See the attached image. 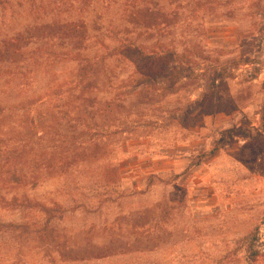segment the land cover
Wrapping results in <instances>:
<instances>
[{
  "label": "rangeland",
  "instance_id": "obj_1",
  "mask_svg": "<svg viewBox=\"0 0 264 264\" xmlns=\"http://www.w3.org/2000/svg\"><path fill=\"white\" fill-rule=\"evenodd\" d=\"M123 2L110 57L3 63L0 264H264V0Z\"/></svg>",
  "mask_w": 264,
  "mask_h": 264
},
{
  "label": "trees",
  "instance_id": "obj_2",
  "mask_svg": "<svg viewBox=\"0 0 264 264\" xmlns=\"http://www.w3.org/2000/svg\"><path fill=\"white\" fill-rule=\"evenodd\" d=\"M128 1L130 2L127 3ZM118 2L119 0H32V9L28 10L31 24L11 34L0 35V76L4 73V62L26 61L33 65L39 62L71 60L78 65L83 61H98L110 57L109 53L100 58L97 54L88 56L84 53L90 49L89 42H97V36L89 31L87 15L92 11L96 18H100L110 8L116 7ZM136 2L137 0H124L122 12L131 17L130 20L127 18L128 22L132 20L141 25L146 17L152 15L149 11H146L149 13L146 15L143 10L135 8ZM7 5L6 0L0 1V8L4 9ZM128 45L134 46V42L124 32L120 38V48ZM152 54L156 52L153 51Z\"/></svg>",
  "mask_w": 264,
  "mask_h": 264
}]
</instances>
